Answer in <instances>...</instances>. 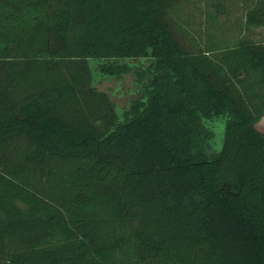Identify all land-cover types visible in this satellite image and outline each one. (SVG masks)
Returning a JSON list of instances; mask_svg holds the SVG:
<instances>
[{"label":"trees","instance_id":"1","mask_svg":"<svg viewBox=\"0 0 264 264\" xmlns=\"http://www.w3.org/2000/svg\"><path fill=\"white\" fill-rule=\"evenodd\" d=\"M260 26L264 0H0V264H264ZM130 73L120 108L97 85Z\"/></svg>","mask_w":264,"mask_h":264},{"label":"rangeland","instance_id":"2","mask_svg":"<svg viewBox=\"0 0 264 264\" xmlns=\"http://www.w3.org/2000/svg\"><path fill=\"white\" fill-rule=\"evenodd\" d=\"M234 12V13H233ZM236 10L231 11L235 14ZM256 39H260L257 35L254 36ZM264 37V36H261ZM129 60V63H141V61ZM98 88L102 91L109 93L112 100L117 104L118 107H124L129 101L135 98V76L133 73L127 74L121 79H103L98 85ZM257 128L264 132V118L257 124Z\"/></svg>","mask_w":264,"mask_h":264},{"label":"crops","instance_id":"3","mask_svg":"<svg viewBox=\"0 0 264 264\" xmlns=\"http://www.w3.org/2000/svg\"><path fill=\"white\" fill-rule=\"evenodd\" d=\"M236 16H238V15L235 12V14L232 15V19L231 20L232 21L236 20ZM239 21H241V18L239 19ZM247 35H251V36H255V35L264 36V26H260L258 28H255V27L250 28V30L247 32Z\"/></svg>","mask_w":264,"mask_h":264}]
</instances>
